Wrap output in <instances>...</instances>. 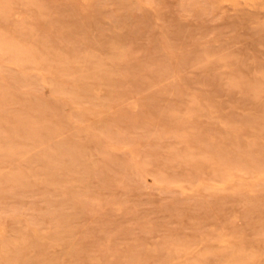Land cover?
I'll return each mask as SVG.
<instances>
[{
    "label": "rangeland",
    "instance_id": "rangeland-1",
    "mask_svg": "<svg viewBox=\"0 0 264 264\" xmlns=\"http://www.w3.org/2000/svg\"><path fill=\"white\" fill-rule=\"evenodd\" d=\"M0 1V264H264V0Z\"/></svg>",
    "mask_w": 264,
    "mask_h": 264
},
{
    "label": "bare ground",
    "instance_id": "bare-ground-1",
    "mask_svg": "<svg viewBox=\"0 0 264 264\" xmlns=\"http://www.w3.org/2000/svg\"><path fill=\"white\" fill-rule=\"evenodd\" d=\"M159 2H160V1H159ZM4 3H5V2H4ZM1 4H2V3H1V1H0V6H1ZM0 11H1V10H0ZM3 21H4V20H3ZM2 33H3V32H2ZM21 34H22V33H21ZM2 37H3V36H2ZM18 37H19V36H18ZM7 45H8V44H7ZM23 45H24V43H23ZM0 47H1V46H0ZM10 48H11V46H10ZM167 48H168V47H167ZM35 49H36V48H35ZM20 52H21V51H20ZM25 52H26V50H25ZM3 53H4V52H3ZM14 54H15V53H14ZM21 58H22V57H21ZM22 59H23V58H22ZM27 60H28V59H27ZM21 61H22V60H21ZM34 62H35V61H34ZM1 116H2V115H1ZM13 116H14V115H13ZM12 118H13V117H12ZM12 118H11V119H12ZM2 119H3V118H2ZM0 121H1V120H0ZM6 121H8V120H6ZM9 123H10V121H9ZM4 124H5V122H4ZM10 124H11V123H10ZM4 126H5V125H4ZM8 127H9V126H8ZM0 128H1V127H0ZM17 129H19V128H17ZM4 130H7V129H4ZM44 130H45V129H44ZM19 131H20V130H19ZM38 132H39V131H38ZM8 133H9V132H8ZM14 133H15V132H14ZM41 133H42V132H41ZM41 133H40V134H41ZM19 135H20V134H19ZM44 135H45V134H44ZM10 136H11V135H10ZM16 137H17V136H16ZM18 137H19V136H18ZM44 137H45V136H44ZM9 138H10V137H9ZM30 138H31V137H30ZM1 139H2V138H1ZM3 139H4V138H3ZM14 139H15V141H17L16 138H14ZM10 140H11V139H10ZM9 142H12V140L9 141ZM68 142H69V141H68ZM9 144H10V143H9ZM67 144H68V143H67ZM75 144H76V143H75ZM82 144H83V143H82ZM4 145H5V147H6V144H4ZM11 145H12V144H11ZM11 145H10V146H11ZM15 145H16V144H15ZM15 145H12L13 147L11 146V148H14ZM68 145H69V144H68ZM7 146H9V145H7ZM56 146H57V145H56ZM56 146H55V147H56ZM9 148H10V147H9ZM18 148H19V147H18ZM49 149H50V148H49ZM2 150H3V149H2ZM8 150H9V149H8ZM13 150H15V149H13ZM17 150H18V149H17ZM17 150H16V151H17ZM43 151H44V150H43ZM62 151H63V150H62ZM44 152H45V151H44ZM54 152H55V151H54ZM56 152H57V150H56ZM50 153H51V151H50ZM46 154H47V153H46ZM52 155H53V154H52ZM41 156H42V154H41ZM43 160H44V159H43ZM77 160H78V159H77ZM45 161H46V160H45ZM108 163H109V162H108ZM110 163H111V162H110ZM103 164H104V163H103ZM105 164H106V163H105ZM59 165H60V164H59ZM106 165H107V164H106ZM127 167H128V166H127ZM127 167H126V168H127ZM111 168H112V167H111ZM126 168H125V169H126ZM113 169H114V168H113ZM115 169H116V168H115ZM110 170H111V169H110ZM126 171H127V170H126ZM105 173H106V172H105Z\"/></svg>",
    "mask_w": 264,
    "mask_h": 264
}]
</instances>
